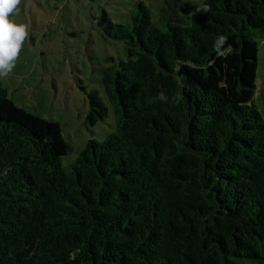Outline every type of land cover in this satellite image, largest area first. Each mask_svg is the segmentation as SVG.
I'll return each instance as SVG.
<instances>
[{"label":"trees","instance_id":"1","mask_svg":"<svg viewBox=\"0 0 264 264\" xmlns=\"http://www.w3.org/2000/svg\"><path fill=\"white\" fill-rule=\"evenodd\" d=\"M187 5L166 0L154 24L136 2L127 57L101 77L115 131L68 168L59 123L0 82V264H264V0Z\"/></svg>","mask_w":264,"mask_h":264},{"label":"rangeland","instance_id":"2","mask_svg":"<svg viewBox=\"0 0 264 264\" xmlns=\"http://www.w3.org/2000/svg\"><path fill=\"white\" fill-rule=\"evenodd\" d=\"M139 0H21L17 15L24 41L16 66L0 82L14 104L44 119L56 121L66 145L61 165L68 168L89 139L104 140L116 128L105 98L104 70L127 57L126 28ZM150 20L160 24L166 0H140ZM191 14L204 0H186ZM105 13V18L103 14ZM256 85L263 92L254 103L264 119V44L258 41ZM97 91L108 111L95 124L87 121L86 92ZM258 91V90H257Z\"/></svg>","mask_w":264,"mask_h":264},{"label":"clouds","instance_id":"3","mask_svg":"<svg viewBox=\"0 0 264 264\" xmlns=\"http://www.w3.org/2000/svg\"><path fill=\"white\" fill-rule=\"evenodd\" d=\"M21 0H0V78L11 74L16 66L24 41L28 37V29L24 24H17L9 17L17 15L20 10ZM200 12L211 11L210 5H203L197 9ZM226 41V37L219 36L215 47L219 50L220 46ZM160 99L167 101V97L161 93ZM179 97L175 102L179 103Z\"/></svg>","mask_w":264,"mask_h":264}]
</instances>
